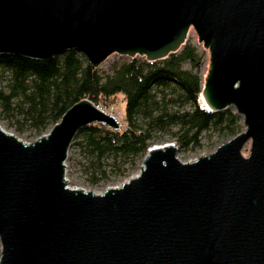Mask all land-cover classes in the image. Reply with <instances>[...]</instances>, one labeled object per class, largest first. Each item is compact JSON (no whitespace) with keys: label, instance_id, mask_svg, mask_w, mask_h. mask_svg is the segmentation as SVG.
<instances>
[{"label":"water","instance_id":"obj_1","mask_svg":"<svg viewBox=\"0 0 264 264\" xmlns=\"http://www.w3.org/2000/svg\"><path fill=\"white\" fill-rule=\"evenodd\" d=\"M192 30L206 110L233 108L244 130L193 161L153 146L96 193L70 185L67 161L82 129L120 130L112 114L83 100L31 142L0 124V264H264V0H0V57L155 63Z\"/></svg>","mask_w":264,"mask_h":264},{"label":"trees","instance_id":"obj_2","mask_svg":"<svg viewBox=\"0 0 264 264\" xmlns=\"http://www.w3.org/2000/svg\"><path fill=\"white\" fill-rule=\"evenodd\" d=\"M204 55L188 41L164 61L124 59L109 74L94 69L75 51L50 61L0 57V122L35 140L77 103L114 105L123 96L127 128L96 124L82 129L68 162L79 165L90 186L125 178L162 135L185 152L200 150L207 134L228 140L241 133L243 121L233 108L212 113L200 103Z\"/></svg>","mask_w":264,"mask_h":264},{"label":"rangeland","instance_id":"obj_3","mask_svg":"<svg viewBox=\"0 0 264 264\" xmlns=\"http://www.w3.org/2000/svg\"><path fill=\"white\" fill-rule=\"evenodd\" d=\"M189 41L192 42L193 44H196L198 48L200 49L201 52H205L204 55V66L202 69V75L203 78L205 74L207 73L208 70V65H209V53L204 50L202 45L198 44V36L194 30L191 31L190 36H189ZM124 59H129L126 57H121L119 55H113L111 56L106 62H104L100 68L98 69L102 74H109L111 72V69L114 64L121 62ZM188 67V66H187ZM102 109H104L106 112L109 114H112L116 117L117 121L120 122L121 128L120 130H125L127 128V123H126V118H125V108H126V102L124 100L123 96H119L115 102L114 105H108L106 103H103L100 105ZM0 124L9 132L14 133L13 130L9 129L6 124L3 122H0ZM244 130L243 124H242V131ZM241 131V132H242ZM16 134V133H14ZM17 135V134H16ZM19 136V135H17ZM22 140L25 142H31L33 140L28 139L25 136H19ZM231 139V138H230ZM228 139V140H230ZM228 140H220L217 138V136H211L207 134L204 137L203 140V146L200 150H191V151H181L179 149V158L182 161H193L196 160L198 157L202 155H209L215 152V150L222 145L223 143L227 142ZM164 144H176L175 140H173L170 136H165L162 135L160 138L152 143L153 146H162ZM177 146V145H176ZM178 147V146H177ZM251 151V142L248 143L244 150H243V155L245 157H249ZM143 159L139 161L138 167L127 177L125 178H120V179H115L112 180L108 183L101 184L99 186H90L88 185L82 178L81 176V169L79 168V165L74 167L72 163H69L67 161V179L72 187H77V188H82L86 190H91L96 193H103L108 187H116L121 185L123 182L127 181L129 178L136 176L140 168L142 166ZM1 249V248H0Z\"/></svg>","mask_w":264,"mask_h":264},{"label":"bare ground","instance_id":"obj_4","mask_svg":"<svg viewBox=\"0 0 264 264\" xmlns=\"http://www.w3.org/2000/svg\"><path fill=\"white\" fill-rule=\"evenodd\" d=\"M204 77H205V76H204ZM203 80H204V78H203ZM200 103H201L202 107H203L204 109H206V106H205V103H204L202 97H201V101H200Z\"/></svg>","mask_w":264,"mask_h":264},{"label":"built area","instance_id":"obj_5","mask_svg":"<svg viewBox=\"0 0 264 264\" xmlns=\"http://www.w3.org/2000/svg\"><path fill=\"white\" fill-rule=\"evenodd\" d=\"M114 116V115H113ZM114 118L116 119V117L114 116ZM116 121H117V119H116ZM118 122V121H117ZM119 124H120V122H118ZM120 126H121V124H120Z\"/></svg>","mask_w":264,"mask_h":264}]
</instances>
